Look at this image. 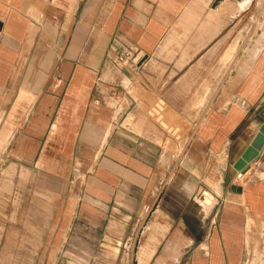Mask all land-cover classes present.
Segmentation results:
<instances>
[{
    "label": "crops",
    "instance_id": "obj_1",
    "mask_svg": "<svg viewBox=\"0 0 264 264\" xmlns=\"http://www.w3.org/2000/svg\"><path fill=\"white\" fill-rule=\"evenodd\" d=\"M208 4L0 0V226L14 199L38 215V263L264 264V150L233 169L264 125V47L183 158L126 124L138 72L117 56L149 58Z\"/></svg>",
    "mask_w": 264,
    "mask_h": 264
},
{
    "label": "rangeland",
    "instance_id": "obj_2",
    "mask_svg": "<svg viewBox=\"0 0 264 264\" xmlns=\"http://www.w3.org/2000/svg\"><path fill=\"white\" fill-rule=\"evenodd\" d=\"M207 1L205 23L171 34L152 56L140 60L130 88L133 97H141L140 115H130L127 128L145 122L148 135L162 147L163 161L188 154L203 117L228 105L233 84L247 77L246 68L264 47V0H214V11L212 0ZM146 96L154 100L145 101ZM13 206L15 214L7 216L13 230L0 226V264H41L40 231L23 229L37 224L38 215L21 214L19 199Z\"/></svg>",
    "mask_w": 264,
    "mask_h": 264
},
{
    "label": "water",
    "instance_id": "obj_3",
    "mask_svg": "<svg viewBox=\"0 0 264 264\" xmlns=\"http://www.w3.org/2000/svg\"><path fill=\"white\" fill-rule=\"evenodd\" d=\"M262 150H264V125L259 128L250 144L234 163L233 169L246 173L250 169V164L257 159Z\"/></svg>",
    "mask_w": 264,
    "mask_h": 264
},
{
    "label": "built area",
    "instance_id": "obj_4",
    "mask_svg": "<svg viewBox=\"0 0 264 264\" xmlns=\"http://www.w3.org/2000/svg\"><path fill=\"white\" fill-rule=\"evenodd\" d=\"M140 64V56L133 50L119 54L115 60V66L117 68H127L133 72L140 70ZM242 176L241 173H237L235 180H241Z\"/></svg>",
    "mask_w": 264,
    "mask_h": 264
},
{
    "label": "bare ground",
    "instance_id": "obj_5",
    "mask_svg": "<svg viewBox=\"0 0 264 264\" xmlns=\"http://www.w3.org/2000/svg\"><path fill=\"white\" fill-rule=\"evenodd\" d=\"M236 1V0H234ZM216 2V1H215ZM215 4V3H214ZM204 203L208 204L209 202L206 200V198L204 199Z\"/></svg>",
    "mask_w": 264,
    "mask_h": 264
}]
</instances>
